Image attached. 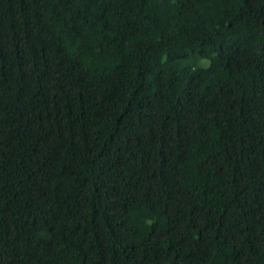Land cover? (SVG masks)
<instances>
[{"label":"trees","instance_id":"trees-1","mask_svg":"<svg viewBox=\"0 0 264 264\" xmlns=\"http://www.w3.org/2000/svg\"><path fill=\"white\" fill-rule=\"evenodd\" d=\"M0 264H264V0H0Z\"/></svg>","mask_w":264,"mask_h":264}]
</instances>
